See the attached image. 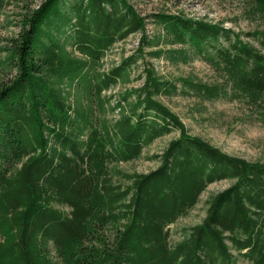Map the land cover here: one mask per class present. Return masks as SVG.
Returning <instances> with one entry per match:
<instances>
[{
	"label": "trees",
	"instance_id": "trees-1",
	"mask_svg": "<svg viewBox=\"0 0 264 264\" xmlns=\"http://www.w3.org/2000/svg\"><path fill=\"white\" fill-rule=\"evenodd\" d=\"M243 1L261 26L235 31L157 11L151 35L129 0L22 7L16 36L0 46V264H264V162L190 135L157 98L241 101L264 124V0ZM9 4L0 0V28ZM130 35L136 48L105 69L108 51ZM195 59L215 82L179 84L152 63ZM140 62L142 84L113 100L109 89L132 81ZM172 130L178 136L149 156L154 169L112 170ZM223 179L233 182L171 245L169 226Z\"/></svg>",
	"mask_w": 264,
	"mask_h": 264
},
{
	"label": "rangeland",
	"instance_id": "rangeland-1",
	"mask_svg": "<svg viewBox=\"0 0 264 264\" xmlns=\"http://www.w3.org/2000/svg\"><path fill=\"white\" fill-rule=\"evenodd\" d=\"M41 0H9L3 10L2 28H0V46L6 44L9 38L16 36L19 28L16 25L23 11V6L35 7ZM137 12L147 16L146 32L151 35L153 31L149 15L157 11L179 13L189 18L202 19L213 23H221L235 31H249L261 26L257 21L247 17L243 0H129ZM139 36L130 35L123 41L113 45L104 58V67L107 69L111 63H117L122 57L133 52L138 44ZM158 74L168 80L185 78L213 83L218 74L207 63L195 59L189 64L170 65L164 60H152ZM142 62L130 69L128 83L120 82L109 89L107 94H113V100L118 95L131 88L140 86L143 82L144 68ZM139 77V75H141ZM138 76V77H137ZM159 101L171 109L183 122L190 135L200 137L222 152L232 156L244 158L247 161L264 162V124L260 121L254 109L241 101H227L224 99L206 100L200 96L177 95L171 98L157 97ZM111 116V115H110ZM114 116H117L114 114ZM113 117V116H112ZM178 131L156 138L150 145L143 148L138 159L120 162L112 166V170L122 172H148L158 165L157 159L149 156L160 155L168 142L178 136ZM233 180L223 179L208 184L200 194L197 203L169 226L171 245L180 240L182 234L193 225L201 222L205 216L208 198L218 191L228 187ZM249 264V263H243Z\"/></svg>",
	"mask_w": 264,
	"mask_h": 264
}]
</instances>
